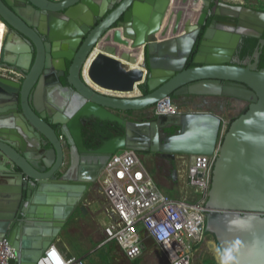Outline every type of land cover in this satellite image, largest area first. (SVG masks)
Wrapping results in <instances>:
<instances>
[{
	"label": "water",
	"instance_id": "1",
	"mask_svg": "<svg viewBox=\"0 0 264 264\" xmlns=\"http://www.w3.org/2000/svg\"><path fill=\"white\" fill-rule=\"evenodd\" d=\"M50 1L57 17H63L54 30L60 31L63 23L61 29L67 31L62 42L51 37L57 45L52 60L45 65L39 49L16 90L0 79V96L16 99L15 105L0 107V238L15 249L11 262L35 264L110 155L130 148L215 155L202 206L207 207L202 236H214L218 264H264V67H258L264 9L224 3L221 13L236 24L219 30L213 22L203 29L211 16L205 10L209 0H173L180 4L175 8L172 0ZM186 6H198L196 19ZM0 12L7 17L1 5ZM8 19L40 47L36 35ZM243 36L257 38V45L249 57L232 63ZM117 45L128 49L118 51ZM140 48L138 59L135 50ZM190 55L196 65L186 67ZM42 72L51 73L55 83L46 92L42 84L37 88ZM141 84L149 91L142 93ZM170 94L217 95L248 103L245 112L226 124L211 111L137 119L120 113L133 114ZM83 119L116 122L122 133L89 148ZM171 127L172 133L165 132ZM31 204H38V210Z\"/></svg>",
	"mask_w": 264,
	"mask_h": 264
},
{
	"label": "built area",
	"instance_id": "2",
	"mask_svg": "<svg viewBox=\"0 0 264 264\" xmlns=\"http://www.w3.org/2000/svg\"><path fill=\"white\" fill-rule=\"evenodd\" d=\"M154 115L174 114L171 96L153 105ZM187 169L189 184L201 195L188 202L163 192L140 160L136 150L118 149L110 155L97 178L108 219L104 242H114L121 256L133 260L143 253L145 240L154 241L164 264H191L194 243L202 237L205 200L211 183L215 155L195 154ZM15 249L0 238V264H13ZM35 264H87L83 256H65L51 243Z\"/></svg>",
	"mask_w": 264,
	"mask_h": 264
},
{
	"label": "flooded vegetation",
	"instance_id": "3",
	"mask_svg": "<svg viewBox=\"0 0 264 264\" xmlns=\"http://www.w3.org/2000/svg\"><path fill=\"white\" fill-rule=\"evenodd\" d=\"M209 1V6L205 10L207 11V13H211V16H208V20L204 25V28H206L210 22H213L215 26L219 25V27H217L219 30H229L231 28V23L236 24L235 20L232 17L223 15L221 13V10L223 9L224 3L240 2L231 0ZM39 2L42 6L35 5L31 0H0V5L2 6L4 13L7 15L6 17L0 12V79L10 81L11 87L15 90L18 89V86H20V84L23 82L30 68L34 64L38 55L37 51L40 49V55L42 57L43 63L46 65L47 60H52V53L54 51V48L57 47L51 37L57 36L56 39L62 42L65 39V34H67V31H63L61 29L65 26L63 23L59 26L61 27L60 31L56 32L54 30L55 27L53 24L55 23V21H59L60 18V21L63 20V17H57L54 10V3L50 0H39ZM244 5L246 4L244 3ZM198 11L199 8L197 12L193 14V17L198 13ZM9 17L13 21H15L16 24L23 28H26L27 30H30L34 35H36L40 47L38 48L36 45H34L32 41L29 40L21 32V30L13 27L8 19ZM42 31H45L46 34H44ZM196 44L197 42L195 43V46L193 48V53L196 52L198 48L199 43L197 46ZM144 56L145 58H147L146 51H144ZM192 59L193 56L190 55L186 62V67H192L196 65ZM234 60L236 62H239V60L241 61V59H239L236 55L232 57L231 62L233 63ZM187 63L190 64L188 65ZM26 64L28 68H25ZM60 80L62 85H65L64 78L61 77ZM40 84H42L43 90L45 92L48 91L49 88L54 87L55 83L53 81V76H51V73L47 74L42 72L37 80V88H39ZM188 95H178V98L180 99ZM44 101L45 103H49V101H47V98H44ZM4 104L15 105V96L8 101L0 96V107L4 106ZM120 113L132 119L144 117H135L134 113L131 114L130 112ZM0 119H2V116H0ZM95 120L96 119H83V134L86 136L87 134H89V137L85 140V143L89 148H97L103 143L104 140L118 135V133L115 132V130H117L115 128V130H110L114 134L113 136L103 139L98 133L95 132L93 128L92 123ZM165 132L167 131L165 130ZM61 142L63 143V140H61ZM97 185L98 183L96 179L93 183V186L97 187ZM213 244L215 251L219 255L218 246L215 242L214 236Z\"/></svg>",
	"mask_w": 264,
	"mask_h": 264
},
{
	"label": "rangeland",
	"instance_id": "4",
	"mask_svg": "<svg viewBox=\"0 0 264 264\" xmlns=\"http://www.w3.org/2000/svg\"><path fill=\"white\" fill-rule=\"evenodd\" d=\"M252 7H258L263 0H231ZM244 2V3H243ZM179 111H211L220 115L224 123H228L236 117L247 102L235 98L217 95H188L174 101ZM154 115L153 105L146 109L134 112L135 117ZM138 152V151H137ZM140 160L147 168L157 186L168 195L184 199L188 202H197L201 195L189 184L187 177L188 166L192 162V156L188 154H166L160 152L140 151ZM90 198L100 202L101 197L97 189H91ZM84 199V198H83ZM82 199V200H83ZM84 201V200H83ZM104 219H99L95 224L97 228L96 238L86 242L87 247L80 246L72 248L73 254L83 253V249L93 248L85 255L87 264H164L165 260L159 252H152L151 246H147L143 254L133 260L125 259L118 255L114 257L105 247H95L99 240L100 228ZM87 227H91L90 224ZM64 235H62L63 238ZM61 238V247H64ZM94 244V245H92ZM66 248V247H65ZM71 248V247H70ZM116 248V247H114ZM71 252V251H70ZM220 261L218 253L214 249L213 237L202 236L197 240L191 253V264H218Z\"/></svg>",
	"mask_w": 264,
	"mask_h": 264
},
{
	"label": "crops",
	"instance_id": "5",
	"mask_svg": "<svg viewBox=\"0 0 264 264\" xmlns=\"http://www.w3.org/2000/svg\"><path fill=\"white\" fill-rule=\"evenodd\" d=\"M255 7V6H254ZM258 9H264V1L256 7ZM197 14L193 17L196 19ZM96 191V190H94ZM98 195L101 197L100 202H96L95 200L90 198L91 194V189H88L87 191L83 192L82 194V199L69 213L63 227L60 229V232L57 236V238L53 241V243L59 248V250L65 255V256H83L85 258V255L92 251L94 248H87L83 249V253L81 254H73V249L75 247L80 246V244L83 247L86 246V242L88 240H93L96 238V233H97V228L95 227V224L99 222V219H104V224L100 228L99 236L100 240L98 244L95 247H103L107 248L114 257L121 255L119 252V248L117 247L116 243L114 242H104L105 235L103 228L107 224L108 219L105 213V202H104V197L102 193L97 191ZM84 206L82 209L81 206ZM38 204L35 205H30L31 209L37 211L38 210ZM90 224L91 227H87V225ZM62 235L63 238H62ZM61 238L62 242L64 244V247H61ZM94 245V244H92ZM151 246V251L152 252H159L160 255L162 253L154 243V241L150 238H147L145 240V247L143 249H146L147 246ZM66 247V248H65ZM71 247V248H70ZM116 247V248H114ZM71 251V252H70ZM143 254V253H142ZM163 257V255H162ZM86 260V258H85ZM165 260V259H164ZM87 263V262H86Z\"/></svg>",
	"mask_w": 264,
	"mask_h": 264
},
{
	"label": "trees",
	"instance_id": "6",
	"mask_svg": "<svg viewBox=\"0 0 264 264\" xmlns=\"http://www.w3.org/2000/svg\"><path fill=\"white\" fill-rule=\"evenodd\" d=\"M203 29H204V27H203ZM201 34H202V32L200 33V35ZM199 39H200V36H199ZM199 39L197 40L196 46L199 43ZM257 42H258V39L255 37L243 36L242 40L240 41V43H239V45L235 51V55L241 60L249 57L252 54L255 46L257 45ZM190 60H191V58H190ZM233 63H236V61L234 60ZM187 64L189 65L190 63H187ZM258 67L259 68L264 67V45L261 48V54L259 57ZM140 90L142 93L148 92L149 91L148 85L147 84H141ZM170 96L174 101L178 100V95L176 96L174 94H170ZM246 109H247V106L245 108H243L242 111L238 115L245 112ZM234 118L235 117H233L232 120ZM92 124H93V128H94L95 132L98 133L103 139L113 136L114 134L110 130H115V128L117 129V130H115L116 133H118V134L122 133V127H120L116 122L111 123L110 121H107V120L102 121V120L96 119L95 121H93ZM111 124H113V125H111ZM166 131L168 133H172L174 131V127L167 128ZM204 234H210V233L205 229ZM218 251H220L219 246H218Z\"/></svg>",
	"mask_w": 264,
	"mask_h": 264
},
{
	"label": "bare ground",
	"instance_id": "7",
	"mask_svg": "<svg viewBox=\"0 0 264 264\" xmlns=\"http://www.w3.org/2000/svg\"><path fill=\"white\" fill-rule=\"evenodd\" d=\"M170 6H171V8H175V7L180 6V4H179V3H176V2H174V1L172 0ZM185 10H186L187 12H189V14L192 15V17H193V14H195V13L197 12V10H198V6H197V7H192V9H190V8H188V7L186 6ZM124 49H128V47H122L121 45H117V50H118V51H120V50H124ZM135 53H136L138 59H140V58H141V48H140L139 50H135Z\"/></svg>",
	"mask_w": 264,
	"mask_h": 264
}]
</instances>
